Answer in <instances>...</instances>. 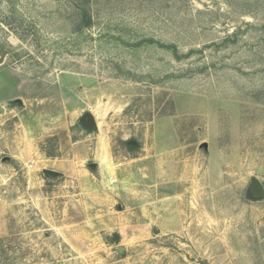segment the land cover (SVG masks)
<instances>
[{"label": "rangeland", "instance_id": "1", "mask_svg": "<svg viewBox=\"0 0 264 264\" xmlns=\"http://www.w3.org/2000/svg\"><path fill=\"white\" fill-rule=\"evenodd\" d=\"M253 177L264 0H0V264H264Z\"/></svg>", "mask_w": 264, "mask_h": 264}, {"label": "water", "instance_id": "2", "mask_svg": "<svg viewBox=\"0 0 264 264\" xmlns=\"http://www.w3.org/2000/svg\"><path fill=\"white\" fill-rule=\"evenodd\" d=\"M81 120L86 122L88 125L96 126V120L91 113L85 114ZM131 143L135 144V142H131ZM92 167H96V164L92 165ZM49 173L51 175H56L55 172H49ZM250 192L253 198H264V187L261 185L259 180L255 177L252 178V186H251ZM116 240H119V238L116 237Z\"/></svg>", "mask_w": 264, "mask_h": 264}]
</instances>
